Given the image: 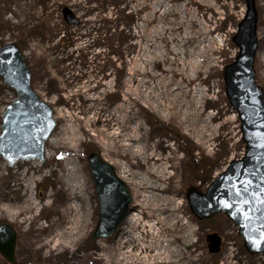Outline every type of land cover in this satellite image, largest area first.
<instances>
[{"label":"rangeland","instance_id":"obj_1","mask_svg":"<svg viewBox=\"0 0 264 264\" xmlns=\"http://www.w3.org/2000/svg\"><path fill=\"white\" fill-rule=\"evenodd\" d=\"M256 5L259 21L254 68L256 81L264 89V0H256ZM123 6L134 14V21L127 26L117 17ZM66 7L77 16V23L65 20ZM245 12L246 0L0 1V48L9 42L19 47L32 71L33 89L53 108L56 121L45 142L44 160L20 159L11 166L0 154V224L10 225L17 236V262L10 263L0 253V264H135L136 248L149 253L138 260L140 264H161L163 249L169 246L166 240V245L160 244V238L145 237L142 247L135 241L129 255L124 251L122 262L121 252L112 251L119 248L120 229L131 247L132 237L142 235L148 226L132 231L125 225V217L113 234L94 236L100 215L88 156L97 152L116 174L120 166L126 167L116 133L124 119V124L138 129L140 138L134 145L144 150L143 156L168 157L167 170L159 158L151 160V170L136 169L138 182H154L148 173L155 172L161 185L170 186L166 193L179 189L177 199L185 201L180 216L191 228H179L182 240L176 244L171 263L264 264V252H248L238 226L224 212L200 219L188 199L192 189L206 193L231 160L245 153L240 120L228 100L223 79L224 67L239 51L233 36ZM192 35L194 42L189 40ZM169 87L184 90L177 99L183 104V114L158 106L159 99L150 96L149 92H161L163 102ZM15 97V91L3 84L0 76V136L4 112ZM195 103L216 119L202 123L200 115L188 116L191 110L196 111ZM117 108L127 110H123V118ZM99 110L102 115L115 113L111 127L102 120L89 123ZM122 177L131 195L130 212L137 213L135 201L141 196L131 187L135 177ZM21 188L23 195L19 194ZM69 191L78 197L70 201ZM32 201L36 203L34 208L30 206ZM73 205L77 208L76 220L72 219L75 211H70ZM148 207L152 209L151 204ZM148 211L152 214L142 217L153 224V229L160 227L162 234L168 235L170 221L157 225L153 222L159 212ZM64 226H74L72 237L59 235ZM212 233L221 238L218 252L209 248L207 236ZM60 240L64 243L59 246ZM98 242L100 246L96 247Z\"/></svg>","mask_w":264,"mask_h":264},{"label":"water","instance_id":"obj_2","mask_svg":"<svg viewBox=\"0 0 264 264\" xmlns=\"http://www.w3.org/2000/svg\"><path fill=\"white\" fill-rule=\"evenodd\" d=\"M63 11L69 24L78 22L70 8ZM258 21L256 0H246L245 15L233 36L239 51L223 70L226 95L240 120L244 156L233 159L206 193L195 189L188 193L191 210L198 218L208 219L224 212L238 226L251 254L264 252V90L256 81L254 68ZM0 76L16 94L4 112L0 154L11 166L20 159L44 160L45 142L56 128L54 111L33 89L32 71L15 43L0 48ZM88 163L99 202L100 218L94 236L107 237L130 212L131 195L113 166L97 152L89 154ZM207 238L210 251L218 252L220 236L212 233ZM16 242L15 230L0 224V253L10 263L17 262Z\"/></svg>","mask_w":264,"mask_h":264},{"label":"bare ground","instance_id":"obj_3","mask_svg":"<svg viewBox=\"0 0 264 264\" xmlns=\"http://www.w3.org/2000/svg\"><path fill=\"white\" fill-rule=\"evenodd\" d=\"M74 2V0H73ZM77 3V2H76ZM75 3V4H76ZM80 4V3H79ZM80 6V5H79ZM179 7V6H178ZM191 7V6H190ZM180 8V7H179ZM80 10V9H79ZM182 10V9H181ZM176 11V10H175ZM190 12V11H189ZM164 13V12H163ZM171 13V12H170ZM150 14V13H149ZM152 14V13H151ZM81 15V14H80ZM102 16V15H101ZM181 16V15H180ZM98 17V16H97ZM163 17V16H162ZM99 18V17H98ZM106 18V17H105ZM92 19V18H91ZM96 19V18H95ZM104 19V18H103ZM111 19V18H110ZM181 20V19H180ZM194 20V19H193ZM107 21V20H106ZM150 21V20H149ZM182 21V20H181ZM99 22V21H98ZM105 22V20H104ZM110 23V22H109ZM172 23V22H171ZM185 23V22H184ZM80 24V23H79ZM175 24V23H174ZM205 24V23H204ZM91 25V24H90ZM91 27V26H90ZM199 31V30H198ZM204 31V30H203ZM199 35V34H198ZM135 36V35H134ZM158 36V35H157ZM200 37V35H199ZM181 39V38H180ZM191 42L195 41V36L192 35L189 39ZM87 43V42H86ZM81 44V43H80ZM183 44V43H182ZM197 44V43H196ZM195 45V44H194ZM90 46V45H89ZM205 46V45H204ZM188 49V48H187ZM180 51V50H179ZM178 52V51H177ZM189 52V49H188ZM168 54V53H167ZM170 54V53H169ZM165 56V55H164ZM167 56V55H166ZM187 56V55H186ZM94 57V56H93ZM180 57V56H179ZM156 58V57H155ZM154 58V59H155ZM160 58V57H159ZM163 58V57H162ZM173 58H171L172 60ZM149 61V60H148ZM173 61V60H172ZM195 64V63H194ZM196 65V64H195ZM209 65V64H208ZM137 66V65H136ZM141 66V65H139ZM198 66V65H197ZM142 67V66H141ZM135 68V67H134ZM139 68V67H137ZM197 68V67H196ZM133 69V68H132ZM136 69V68H135ZM134 70V69H133ZM150 70V69H149ZM148 70V71H149ZM142 71V70H141ZM144 71V70H143ZM177 71V70H176ZM145 72V71H144ZM165 72V71H164ZM170 72V71H169ZM140 73V72H139ZM132 74V73H131ZM134 74V73H133ZM156 74V73H155ZM139 75V74H138ZM142 75V74H140ZM136 77V76H135ZM157 77V76H156ZM165 77V76H164ZM170 79V78H169ZM170 81V80H169ZM90 82V81H89ZM141 82V81H140ZM144 82V81H143ZM164 82V81H163ZM153 83V82H152ZM127 84V83H126ZM162 84V83H161ZM165 84V83H164ZM133 85V84H132ZM167 85V84H166ZM169 85V84H168ZM130 86V85H129ZM81 87V86H80ZM146 86H144L145 88ZM142 88V87H141ZM140 88V89H141ZM176 88V87H175ZM105 89V88H104ZM132 91L134 88H131ZM127 90V89H126ZM136 90V89H134ZM139 90V88H138ZM148 90V89H147ZM163 90V89H162ZM183 89L178 87L177 89L174 88H170L168 90V96L165 100H163V102L160 101V96H161V92L160 93H156L153 92H149L151 97H157L159 99L160 104H158V106H164L166 109H169L171 111H173L174 113L179 114L182 113L183 110V104L177 100L178 96H180L181 93H183ZM104 92V91H103ZM128 92V90H127ZM126 92V93H127ZM165 92V91H164ZM75 93V92H74ZM77 93V92H76ZM101 93V91H100ZM135 93V92H134ZM138 93V92H136ZM163 93V92H162ZM125 94V93H124ZM130 94V93H129ZM132 94V93H131ZM142 94H146L144 92H142ZM148 94V92H147ZM146 94V95H147ZM205 94V93H204ZM100 95V94H99ZM160 95V96H159ZM71 96V95H70ZM84 96V95H83ZM98 96V95H97ZM140 96V95H139ZM202 96V95H201ZM206 96V95H205ZM93 97V96H92ZM101 97V96H100ZM124 97V96H123ZM149 97V96H148ZM96 98V97H95ZM126 98V97H125ZM86 101H89V98H85ZM156 100V98H153ZM202 99V98H201ZM205 99V98H204ZM203 99V100H204ZM128 100V99H127ZM181 100V99H180ZM202 100V101H203ZM206 100V99H205ZM97 102L100 103V101L97 99ZM156 102V101H155ZM158 102V103H159ZM204 102V101H203ZM184 103V102H183ZM187 103V101H186ZM193 103V102H192ZM200 103V102H199ZM89 105V104H87ZM123 105V104H122ZM82 106V105H81ZM129 106V105H128ZM157 106V105H156ZM193 106V105H192ZM202 106V105H201ZM199 105H197L195 103V109L196 111L193 113L188 112L187 115H200L199 118L201 119L202 123L206 120L213 121L214 119H216V116H209L208 114L205 113V108L203 109L202 107ZM204 106V105H203ZM100 107V106H99ZM130 107V106H129ZM187 108V106H185ZM73 108V107H72ZM133 108V107H132ZM160 108V107H159ZM100 109V108H99ZM104 109V108H103ZM118 110H120L119 108H117ZM125 112H127V110L125 108H122ZM131 109V108H130ZM207 109V108H206ZM123 110L121 114L122 117H124V113ZM106 111V109L104 110ZM168 111V110H167ZM173 113V114H174ZM186 113V111H185ZM209 113V112H208ZM103 114V113H102ZM100 110L98 111V113L96 114V118L91 119L90 118V122L91 124H96L97 122L101 121L104 122L108 127H111V125L113 124L112 120L115 118L114 112H110L108 111V113L106 115H102ZM105 114V113H104ZM183 114V113H182ZM103 116V117H102ZM184 116V115H183ZM78 117V116H77ZM89 117V116H88ZM187 117V116H186ZM89 119V118H88ZM181 119V118H180ZM183 119V118H182ZM181 121V120H180ZM186 121V120H185ZM88 122V121H87ZM125 119L123 120V123L119 122V130L116 132L117 133V137L121 140V144H119V150H120V157L122 160H124V162L126 163V167H119V173L120 174V178L123 179L122 176H125V174L127 175H132V177H135L136 181L131 182V187H134L136 195L137 196H141L140 199H138L137 201H135V204L137 207H135V210L137 211V213L133 212H129L127 217H126V223L125 225L128 226L129 228H133L132 231L140 229V228H144L145 226H148V228L144 231V233L142 235H137L135 234L132 237V241L133 243L131 244V247L129 246V240L127 239V235L126 233L123 232V228L119 230V233L117 235V239L120 237L119 239V243H118V249L114 248L112 249V251H120L121 252V256L119 259V262H122L125 260V256L124 255V251H126L125 254H128L131 252V248H135L136 242L142 247L143 244V238H149V237H155V239L157 240L158 238H160V244L164 243L166 245V241L168 242V250H165L166 247L163 249L164 251L162 252V262L161 264H167L168 262L171 263V257L172 255H174V251L177 250L176 244L182 240V235L180 232L179 228H191V226L189 225V221H185L183 217L180 216V211L181 209L184 208V200H179L177 199L176 194L178 193L179 189H174L173 193L168 194L166 192H168V189H171L170 186H163L161 185L162 183H160V177H158L159 175L155 172H149V177L151 179L154 180V182H138V175L136 174L137 171L140 170H145V169H150L153 168L152 167V163L151 160L152 159H156L159 158L161 163L166 164V166L161 165L163 168H165L167 170L168 168V164L166 163L168 157L164 154V156H160V155H156V154H151V155H147L146 157L143 156L144 155V150L142 149H138L137 145H134L135 142H138L139 140V131H137L138 129L135 128V126L131 125V128L124 124ZM184 122V120H183ZM182 124V123H181ZM180 126V125H179ZM203 128H204V124H203ZM183 129V128H182ZM205 130V128H204ZM201 132L203 131L200 130ZM200 135V136H199ZM198 136L200 137V139L203 137V133H200ZM61 141V140H60ZM58 143L56 142H52V145H56ZM133 147V148H132ZM51 152V151H50ZM49 152V154H50ZM52 156V155H51ZM109 160V159H108ZM133 160H135V163H133ZM110 163H113L112 161L109 160ZM115 164V163H114ZM155 166V165H154ZM137 169V171H136ZM118 172V171H117ZM122 175V176H121ZM180 186V185H179ZM168 188V189H167ZM24 188H21L19 190V194L23 195L25 194V192L23 191ZM133 191V190H132ZM28 192V191H27ZM81 193V191H80ZM140 193V194H139ZM83 194V193H82ZM134 195V193H133ZM25 197V196H24ZM68 197L69 200H73L74 198H77L78 195L77 194H72L70 191L68 192ZM144 199V200H143ZM149 204L152 205V209L151 207H148ZM36 205V203L34 201H32L30 203V206L32 208H34V206ZM147 205V206H145ZM76 206H72L71 210H74L75 213L72 215V219L76 220L77 217V213H76ZM148 210H154V211H158L159 212V216H155L156 221H154L153 223L157 222L156 224L159 225V223L163 222V221H170V225L168 226V230L166 229V233L168 235H163L162 230L160 227L154 228L153 229V224L148 220H146L143 216V214L146 216H149L152 214L151 211ZM124 220V221H125ZM124 223V222H123ZM121 228V227H120ZM131 229H129L128 231H130ZM74 234V226H72V228H68V227H63L60 229L59 231V235L61 237H64V235L67 236H73ZM166 240V241H165ZM136 241V242H135ZM184 241V240H183ZM63 240H60L58 242V245H63ZM134 244V246H133ZM100 246L99 242L96 244V247ZM111 251V252H112ZM137 251V258L135 261V264H140V262H138V260L144 255V256H149V253L147 251H144L143 249L136 248L135 252ZM117 252V253H118ZM116 253V254H117ZM161 253V252H159ZM113 254V253H112ZM127 255V256H128ZM96 259H98V256H96ZM102 259H110V258H106V257H102ZM191 261V260H190ZM175 262V261H174ZM192 264H195V262L197 261H191ZM133 263V262H132ZM144 264H153L150 262H146ZM158 264V263H157ZM174 264V263H173ZM197 264V263H196Z\"/></svg>","mask_w":264,"mask_h":264},{"label":"trees","instance_id":"obj_4","mask_svg":"<svg viewBox=\"0 0 264 264\" xmlns=\"http://www.w3.org/2000/svg\"><path fill=\"white\" fill-rule=\"evenodd\" d=\"M115 1H116V3L117 2L119 3L120 0H114V2ZM106 3H107V0H106ZM117 17H119V22H121L120 24L121 25H125V26L129 25L131 22L134 21V19H133L134 18V14L131 13V12L128 13L125 10V6H123V9L120 10V12L117 13ZM122 37L123 36L121 35L120 38H122Z\"/></svg>","mask_w":264,"mask_h":264},{"label":"flooded vegetation","instance_id":"obj_5","mask_svg":"<svg viewBox=\"0 0 264 264\" xmlns=\"http://www.w3.org/2000/svg\"><path fill=\"white\" fill-rule=\"evenodd\" d=\"M123 224H124V223H122V225H123ZM122 225H121V226H122ZM118 233H119V231H118ZM117 235H118V234H117Z\"/></svg>","mask_w":264,"mask_h":264}]
</instances>
